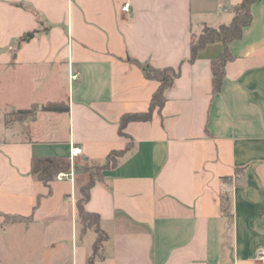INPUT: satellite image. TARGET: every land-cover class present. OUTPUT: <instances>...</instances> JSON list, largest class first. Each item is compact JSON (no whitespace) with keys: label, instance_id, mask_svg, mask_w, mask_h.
I'll use <instances>...</instances> for the list:
<instances>
[{"label":"crops","instance_id":"0c3cea01","mask_svg":"<svg viewBox=\"0 0 264 264\" xmlns=\"http://www.w3.org/2000/svg\"><path fill=\"white\" fill-rule=\"evenodd\" d=\"M243 1L0 0V95L18 74L15 95L34 88L23 109L69 107L11 126V108L0 109V239L24 237V264H90L97 238L77 210L88 175L72 169L48 187L31 174L32 160L104 165L130 143L85 205L107 234L93 264H264V0L229 45L217 95L211 61L222 44L190 62L192 41L229 25ZM33 30L40 32L18 47ZM133 60L180 75L162 111L128 123L122 136L121 117L147 112L160 85ZM73 147L83 154L71 162Z\"/></svg>","mask_w":264,"mask_h":264},{"label":"trees","instance_id":"16d2710c","mask_svg":"<svg viewBox=\"0 0 264 264\" xmlns=\"http://www.w3.org/2000/svg\"><path fill=\"white\" fill-rule=\"evenodd\" d=\"M257 1L258 0H244L235 9L234 18L229 25H223L218 29L210 28L192 41L190 62H194L208 45L215 43L222 44V51L212 58L211 61L214 95H217L221 91L226 77L225 67L227 63L232 60L229 45L234 41L240 40L243 36L244 29L252 23L253 17L251 9ZM39 32V30L26 32L18 40V47L31 42ZM132 62L142 68L147 79L157 81L160 85L152 97L150 108L147 112L126 114L121 117L120 134L122 136H126L124 130L128 123L150 121L156 110L160 112L162 111L167 102L166 92L174 86L176 79L180 75V69H157L151 66L141 65L136 60H133ZM39 110L62 113L68 112L69 107L62 103H51L44 106L34 105L30 109L11 111L5 115L6 125L23 122L28 117L34 116ZM131 146L132 144L130 143L126 149L110 153L107 162L104 165H94L90 167L78 165L72 167L69 162L62 158H34L32 160L31 174L35 179L43 182L48 187H50V184L53 181L57 180L60 173H67L72 169L77 172L83 171L88 175V182L81 190V198L77 203V210L83 229L86 230L88 228H93L97 234L93 255L89 259L90 264H93L95 256L100 252L104 241L107 239V234L101 228L99 215L87 211L85 205L90 200L91 189L93 186L97 182L104 180L105 172L114 169L118 164L119 158H121ZM230 206V199L222 197V209L225 214L229 213ZM5 219L9 222H17L24 220V217L6 215Z\"/></svg>","mask_w":264,"mask_h":264},{"label":"rangeland","instance_id":"374dc122","mask_svg":"<svg viewBox=\"0 0 264 264\" xmlns=\"http://www.w3.org/2000/svg\"><path fill=\"white\" fill-rule=\"evenodd\" d=\"M18 79H21L18 74L14 75L13 82L11 81V88L8 95H0V109L1 107L5 108H11L10 110H6L5 113L8 114L11 111L20 110L23 108H27L30 106V102L33 100V89L34 88H27L28 93L25 95H15L16 91H19L18 85L20 84L18 82ZM16 81V82H15ZM32 84V83H31ZM17 87V88H16ZM40 106V105H39ZM40 111V110H39ZM37 111V113L39 112ZM36 113V114H37ZM5 122V119H4ZM6 124V122H5ZM13 124V123H12ZM12 124H8L7 126H11ZM86 166H94V164H89ZM24 237L22 235L16 234V236H11L9 238H1L0 239V249H3L2 242L4 241L5 245H7L5 251V256L8 257V261L6 263L1 260L0 264H24L22 262V256H21V245L23 243ZM9 252V253H8Z\"/></svg>","mask_w":264,"mask_h":264},{"label":"built area","instance_id":"2783aa9c","mask_svg":"<svg viewBox=\"0 0 264 264\" xmlns=\"http://www.w3.org/2000/svg\"><path fill=\"white\" fill-rule=\"evenodd\" d=\"M129 9H130V4L129 3H126L124 5V7L122 8V11L123 12H129ZM76 78V76H75ZM83 154V151L81 148L79 147H73L71 149V153H70V160L71 162L76 158V157H79ZM72 173H73V170H71L70 172H67V173H60L57 177V179H66L68 177H71L72 176ZM258 259L259 261H261L262 263H264V250H261L259 251L258 253Z\"/></svg>","mask_w":264,"mask_h":264}]
</instances>
